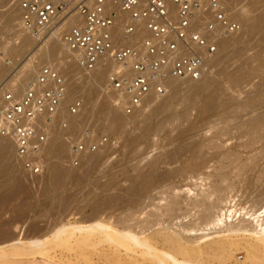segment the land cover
Returning a JSON list of instances; mask_svg holds the SVG:
<instances>
[{
  "label": "bare ground",
  "instance_id": "6f19581e",
  "mask_svg": "<svg viewBox=\"0 0 264 264\" xmlns=\"http://www.w3.org/2000/svg\"><path fill=\"white\" fill-rule=\"evenodd\" d=\"M223 1L231 6L229 12H231L233 19L241 24L242 29L240 32L233 35L219 37L217 52L204 58V72L199 80H193L191 78H167L164 82V86L166 87V93L171 94L162 99L160 105L155 107L154 110H152V113H148V116H144L141 122L136 121V114H142L145 112L149 107L148 105L151 103L153 104L154 100L158 99V96H160L156 94L154 89H152L147 95L143 107L131 115L125 114L120 107H112L109 105L105 108L100 102H94V105L90 109L87 107L88 104L93 101L92 94L96 92L94 84H97L99 86L98 89L101 88L102 91L103 88L105 89L108 96H105L106 104H109L110 101L113 104V102L118 100L117 93L108 90L109 72L116 70L118 65L110 58L103 57L93 71H86L80 66L79 54L69 50L64 43L63 35L73 27L83 26V16L77 14L75 11L67 12V19L64 24L62 25L60 23L61 26L58 24L55 31L49 32L42 37L33 36L31 33L25 31L26 35L23 43L20 44L21 47L26 44L34 43H39L41 46L35 51V54L32 56L33 58H30L31 60L28 59L29 61L22 66L20 71L11 78L5 88L0 91V98H3V105L6 96V93L4 95L3 91L8 88L10 89L9 93H13L17 97L22 96L30 88V85L28 86V84L33 82V76L37 73L38 68L42 64L49 65L50 68L56 70L61 75L63 74L62 76L67 79V92L51 122H47L45 117H39L38 119L39 129L47 135L45 144L39 148L38 152L39 156L45 161V170L41 177H34L30 180L28 173L24 170L21 161L16 155L14 141L10 137H3L0 135V208L6 203H9L13 198L25 193L26 180L30 185H34L36 182L38 183L36 185V187L39 186L37 190L38 197L43 198L44 201H49L51 199L55 200L59 203V206L61 205L62 209L65 210H0V264H38V260H41L40 263L42 264H216V261L219 262V264H228V261H231L230 259L234 256V252H238L240 249H243L246 253V260L245 262L242 261V264H264V208H261L254 213L252 212L253 214H251L249 219L255 223V226L251 229L238 223L237 225H233L230 230L225 231L223 226L224 221L221 218L223 217V215H221L223 210H219L220 212L218 215L213 217L215 210L225 201L224 197L226 190L220 186L221 184L215 185L207 192L203 191L204 193L200 194L197 198L195 197L196 199L189 203L195 209H203L201 220L207 224V226L219 229L218 233L214 232L218 236H216V238L212 236L213 238L210 237L211 239L204 236L203 238H199L198 235L200 234L197 235L198 238H187L188 236L183 238V236H179L170 231V228H168V230L165 228H155L156 225H160V214H151L143 220H140L141 218L139 220L134 218V213L130 218L127 216L122 219H116L115 216L117 212H120L121 214L127 212V210H115L118 208L116 207L117 205L121 203L125 204V199H123L122 196H107L108 199H106V203H102L105 207H115L114 210L102 209L103 206L96 202V200L92 208L93 210H90L89 214H87L85 210H79L77 214L75 213L79 218L71 222L66 219V216L72 211L67 209L72 206L74 197L71 194L62 199L59 197V192L63 189L62 186L64 183L72 180H74V182L76 181L78 184L83 183L88 177L92 165L96 164L93 160L98 157L96 154H92L87 159V168H85V166L82 170H79V173L77 172L78 170H74L69 166L66 167L62 163L64 162L63 159L66 157V153H68V145L66 144L67 139H65V137L67 135L69 136L72 132L74 133V131L81 125L80 122L83 119L86 121L87 116L88 118L90 117L93 119V123L97 124V122H100L102 126L99 125V127L104 128V132L109 135L123 136L127 134V130L132 124L133 128H136L139 132L135 129L138 134L134 135L136 133L135 131L134 134L129 135H134L133 137L125 135V137H127L125 139V145L129 146L133 142L145 140L150 134H152V132L159 131L164 124H170L175 120L179 121L178 124H180V121L183 122L185 118H189L187 117L189 116L188 110L195 106L197 99L200 97L206 98V108L211 110L216 107L215 85L222 77L228 76L233 78L234 81H239L241 78L254 76L260 68L263 70L264 65H262V63H264V49L262 47L256 51L252 58H248L247 64H251L248 67L245 64L246 67L244 65H239L235 70L229 71L228 69L231 67L228 68V65L231 63L229 62L231 58H237L244 53L245 40H253L257 35L262 33L263 35H261V37L263 36L262 39L264 41V0ZM10 2L14 3L10 4ZM94 2L95 0H91V4H94ZM8 4H10V10H13L10 11L9 8L6 9L10 11H6V13L8 12V15L6 16L2 13L0 14V17L4 15L6 18L5 24H3V29H7L9 35L10 33L18 34V31L20 33V27L18 26V23H20V8L18 7L19 0H0L1 7L4 8V6L6 7ZM11 5L14 7H11ZM170 8L172 16H175L177 13V7L170 5ZM106 9L107 12H118L119 14L118 17L120 20L117 21V24L112 31L114 43L116 45L132 46L142 37L149 36V33L144 31L142 27L137 28L136 32L130 36L125 35L124 26L120 21H126L129 16L128 14L120 13L118 0H110L106 5ZM2 11L4 12L5 10ZM5 18L0 19L3 20ZM3 29L1 28V30ZM204 29L203 31H205ZM206 34L210 36V33L206 32ZM119 40H122L123 43ZM2 46L3 44H1V47ZM19 47H15V49H18ZM13 51L14 49H11L8 54ZM1 57L5 59L7 56L5 57L4 54V56ZM34 57H38L40 63H33ZM60 57L63 59L69 58L64 64L65 67L68 66L64 68L65 71L63 70L62 73L58 69L53 68L51 62L52 59ZM3 59L0 58V81L7 71ZM233 61H235V59ZM253 63L255 64L252 65ZM256 63L258 64L256 65ZM76 67L80 72H77L70 77L67 76V74L64 75L65 72L69 73L71 69ZM70 72H72V70ZM255 89L254 95H250L248 92L247 96L248 94L250 95L248 99L247 96H245L247 99L246 104L251 107L245 109L247 111L251 109L249 111L250 113L246 111V116L250 115L253 110L257 111L264 108V83H258ZM182 90L188 93V98L186 97L188 103H184L187 108H184V111L181 113L176 114L174 113V109L177 108L175 107V104L180 98ZM78 94H80L81 100L83 99L84 107L79 114L72 115L68 109V104L70 103H68V101L70 99H72V101L75 100L73 98ZM220 94L221 93L218 92V97ZM246 104L244 107H246ZM235 107V110H239V113L245 112L242 106L240 108L237 106ZM1 110L2 108L0 111ZM156 118L159 120L157 121ZM178 118L181 120H178ZM63 119L68 121L70 125L66 129L60 130L58 129V123L61 120L63 121ZM127 124H129V128L126 127ZM93 125L95 126V124ZM137 126H139V128ZM242 126L246 129L245 134L247 133L246 135L251 137L250 139H252L251 142L254 143L253 145L264 141V110L257 113L256 116L251 117L247 122L245 121ZM78 131L79 129L77 132ZM214 143L217 146L216 141ZM186 148L187 146L182 145L177 151L175 150L176 152L167 154L163 160V164L168 166L171 165L179 158L183 151H186ZM218 148L220 147L218 146ZM82 153L77 154L79 164ZM131 156L133 157V155ZM234 156L232 155L231 159ZM53 158H57V161L53 160ZM73 158L74 156H71V159ZM227 159L229 158L227 157ZM235 160L237 159L235 158ZM64 164L66 165V163ZM231 164L234 163L231 162ZM138 165L137 167H139ZM156 167L157 163L152 161V163L147 165V168L144 167L145 169H137L135 173L136 175L134 174L135 176L133 177V185L129 187L130 189L127 194L130 202H128V205L136 202L137 200L135 199L138 198V195L142 197L141 193L146 192L151 175L155 172ZM222 171L223 170H221V172ZM226 179L228 178L226 177ZM224 180L225 176H223V181ZM111 182H113V180ZM106 185L108 186L109 184ZM102 186L104 187V184ZM103 187L100 190H104ZM174 203H172V205H176ZM122 205L119 207H125ZM128 205L126 204V206ZM57 209H59V207ZM166 211L167 215L170 216L174 211V206L168 207V210ZM40 223H44V225L41 226ZM26 224L27 226H25ZM186 232L191 234L195 231L192 229L190 231L188 228ZM212 234L213 233H211V235ZM160 246L163 247L164 252L159 249ZM235 257L236 256H234V258ZM238 261L241 262L239 259ZM233 262H235V260Z\"/></svg>",
  "mask_w": 264,
  "mask_h": 264
},
{
  "label": "rangeland",
  "instance_id": "374dc122",
  "mask_svg": "<svg viewBox=\"0 0 264 264\" xmlns=\"http://www.w3.org/2000/svg\"><path fill=\"white\" fill-rule=\"evenodd\" d=\"M13 3L14 2H10V4ZM10 4L6 5V7L4 6L5 9L0 6L1 9L0 14L2 13L5 16L8 15V12L13 10V9L10 10L9 8ZM11 7L14 6L11 5ZM8 8L10 11L6 10ZM2 10L5 11L3 12ZM6 11L8 12L6 13ZM4 15L3 16L1 15L2 17L0 18L1 19L5 18ZM1 19H0V27L3 29L4 28L3 24H5L6 18L3 20ZM18 26L20 27L19 29L20 33L18 31V34L10 33V35L7 32V29L1 30L0 28L1 33L5 32L3 34L0 33V39H1L0 58L3 59V57L1 56H4V54L5 57L7 56L5 59H3L4 60L3 63L6 66L5 69L7 71L5 72L2 80L0 81V91L3 88H5L8 81L20 71L22 66L29 61L28 59L33 58L32 56L35 54V51L41 46V44L39 43L38 44L34 43V44H26L21 47L20 44L23 43L26 32L22 28L20 23H18ZM261 35L263 34L260 33L253 40H245L244 53L237 58H231L229 60V62L232 63L231 64L228 62L229 63L228 68L231 67L228 69L229 71L235 70L237 66L239 67V65L245 64L247 65V67L251 65V64H247L248 58H252L256 53V51L258 49H261V47L264 49V41L262 39L263 36L261 37ZM259 37L262 39V41ZM1 44H3L2 47ZM15 47L16 48L19 47V48L15 49ZM11 49H14V51L8 54V52ZM68 59L69 58L63 59L62 57L54 58L51 60L52 67L58 69L62 73L63 70L65 71L64 68L68 66L67 65L65 67L64 65L66 61H68ZM234 59L235 61H233ZM39 60L40 59L38 57H34L33 63L38 64L40 63ZM254 64L255 63H253L252 65ZM257 64L258 63H256V65ZM262 65H264V63H262ZM42 66H47V65L42 64L38 68L37 73L34 74L33 78L38 74ZM71 70L72 72H70ZM71 70L69 71V73L65 72L64 75L67 74V76L70 77L75 73L80 72V70L77 67ZM261 70L262 68H260V70L254 76L241 78V80L239 79V81H234L233 78L228 76L222 77L215 85L216 107H214L211 110L206 108L205 107L206 98L200 97L197 99L195 106H193L188 110L189 116L187 117L189 118L187 119L185 118V120L182 119L184 121L183 122L180 121V124H178L179 121L177 120L175 121L173 120L174 122L170 121L172 123L168 122L170 124H164L159 131H156L157 133L152 132V134H150V136H148L145 140L133 142L129 146L125 145L126 144L125 139L127 138L125 137V135L129 136L130 134H134V132L137 130L136 128H135L136 130L133 128V125L131 123H129L131 124L130 128H129V124H127L126 127H128L129 129H131L132 127V129L127 130L129 133L126 131L127 134L123 136L120 135L123 137L122 138L118 135L115 136L112 134L110 135L106 134L104 132V128L99 127V125L102 126L100 122H97V124L93 123V119H91L90 117L89 119L88 116L86 121L85 119H83L82 120L83 123L81 121L80 122L81 125L79 126L81 130L78 127L74 131V133L72 132L70 133L69 136L67 135L68 137L67 136L65 137L67 141L66 140L64 141H66V144L68 145V153H66L65 155L66 157H64L63 159L64 162L62 163L66 167L69 166L74 170H78L77 172L79 173L80 172L79 170H82L86 166L87 159L92 154L93 155L96 154L98 155V157H96L97 161L96 158L93 159L96 164L92 165L88 174L89 178L87 177L83 183L78 184L76 183V181L74 182V180H72L70 182L63 184L62 186L63 189H61V191L59 192L60 193L59 197L62 199L64 197L66 198L70 196L71 194L74 197L73 199L75 200V201L73 200L72 206H70L67 209L72 211L70 212L69 215L66 216V219L73 222L74 220L79 218V216L76 215L79 212V210H85V212L89 214L90 210H93L92 208L96 200H97L96 202H98L101 206H103V204L106 203V199H108L107 196L108 197L122 196V198L125 199L124 202L125 204L121 203L117 205L116 207L118 208L116 209L115 207L111 208L107 206L106 207L103 206L102 209L127 210V212L123 214L117 212L115 216L116 219L119 218L122 219L123 217L125 218L127 216L128 218H130V216L133 213H134L133 214L134 218L138 220L140 218H141L140 220L146 219L151 214H157V215L160 214L159 215L160 225L159 226L156 225L155 228H165L167 230L168 228H170V231H172L175 234H178L179 236H183V238L186 236H188L187 238L189 237L203 238V236L207 238L210 237L216 238V236L218 235L215 233H218L219 229L218 228L214 229L211 226H207V224H205L201 220L203 209L200 210L198 208L195 209L189 203H191L192 200L196 199L200 194L209 191V189H211L215 185L221 184L220 186H222L226 190L224 197L225 203L223 202L220 205V207L215 210L213 217L218 215V213L220 212L219 210L221 211L223 210V212L221 213L223 217L221 218L224 221L223 226L225 231L230 230V228L233 225H237L238 223H241V225L244 227H248V229H251L253 226H255V223L252 222L251 219H249V217L254 212L260 210L261 208H264V141L258 142L257 144L253 145L254 143L251 142L252 140L250 139L251 137L249 135H246L247 133L245 134L246 129L242 125L245 123V121L247 122L251 117L256 116L257 113L264 110V108H261L260 110L257 111L253 110L251 111L250 115L246 116L247 110L245 109L251 108L246 104L247 103L246 100L250 95L255 94L254 90H256L255 87L256 85H258V83L260 84L264 83V68L262 71ZM29 85L30 84H28V86ZM98 87L99 86L97 84H94V88H96V92L92 94L93 101L89 103L87 107L90 109L94 105V102L102 103L105 108H107L109 105L113 107L114 105L112 104L111 101L109 104L105 103L106 102L105 96H107L105 89L103 88L102 91V89L101 88L98 89ZM252 90L254 93L252 92ZM183 91L184 90H182L180 94V98H179L180 101L179 99L177 101L179 105L177 103L175 104L176 106L174 105L175 107H177L176 109H174V113L176 114L181 113L182 111H184V108H187L186 104L188 103L187 102L188 93ZM3 92L4 95L5 93L8 94L10 92V89L6 88L5 91ZM218 92L221 93L220 94L221 96L219 95V97L217 95ZM248 92L250 95L248 94L247 96ZM80 94L75 95L73 99L75 100L81 99ZM170 94L171 93H166L163 94L162 96H158V99H155L156 101L154 100L153 104L151 103L150 105H148L149 107L147 106L148 109L145 110V112H143L142 114H136L137 116L136 121L141 122L144 116L146 115L148 116V113L149 114L152 113V110H154L155 107H158L160 105L161 100L166 98ZM245 96H247V99ZM70 100L68 101V103L70 102L68 106H70V104L74 101V100L72 101V99ZM0 103H1L0 104V109H1L3 107L2 106L3 98L2 99L0 98ZM245 104L247 108L244 107ZM235 106L239 108L242 106L245 112H242L243 114L239 113L238 112L239 110H235L236 109ZM250 110H248L247 112L250 113L249 112ZM179 119L180 118H178V120ZM156 120L158 121L159 119L156 118ZM93 124H95V126ZM69 125H70L69 122L63 119V121L61 120L58 123V129L60 130L66 129ZM137 127L139 128V126ZM78 129L79 131L77 132ZM137 131L139 132V130ZM137 131L134 135L138 134ZM134 135L129 137H133ZM85 137H89V140L85 141L87 146L92 142H97L99 144L100 143L99 141H102L101 138L103 137L107 139V142H103L102 146L99 145L98 150L101 149L100 150L101 152L98 150L89 151V149H86V151H84L81 154L82 156L80 159V164L78 166H74L71 159L72 154L70 147H72V145H74L76 142H78L79 140ZM215 141L217 146L214 143ZM182 145L187 146L186 151H183L181 153L179 158L172 163L173 165L171 164L173 167L171 165L169 166L164 165L163 160L165 159L166 155L172 152H176L178 148ZM218 146L220 148H218ZM231 154L233 156L235 155L236 157L234 156L231 159L232 156ZM131 155H133V157ZM227 157L229 159H227ZM235 158L237 160H235ZM53 160L57 161V158H53ZM152 161L157 163V167L155 172H153V174L151 175L146 192L141 193L142 197L138 195V198L135 199L137 201L128 205L129 199L127 197L128 196L127 194L130 189L129 187L133 185L134 182L133 177L136 175L135 173L137 169H141V168L145 169L144 167L147 168V165L152 163ZM235 161H238L239 164L238 162ZM231 162L234 164H231ZM64 163H66V165ZM137 165L141 167L139 168L137 167ZM85 168H87V166ZM221 170L223 171L221 172ZM223 176H225V180L228 183L225 180L223 181ZM226 177L228 179H226ZM112 180L113 182H111ZM220 181L221 182L223 181L224 183L223 182L221 183ZM25 184H26L25 193L16 198H13L9 203L3 205L0 208V210H61L62 209L61 205L59 206V203L57 201L52 199L49 201L48 200L44 201L43 198L38 197L37 190L39 186L36 187V185L38 184L37 182L34 185H30L29 182L25 180ZM103 184L104 187L102 186ZM106 184L109 185L107 186ZM102 187L104 190L107 189L108 190L107 191L100 190ZM33 188L35 189L37 188L36 191ZM33 191L36 192L37 194L34 193ZM121 192L123 193V195ZM40 199L43 201H41ZM43 202H45L46 204ZM172 203L176 205H172ZM48 204H50L51 206ZM126 204L128 206H126ZM120 205L125 207H119ZM170 206H174V211H173L174 214L172 213L169 216L167 215L166 210H168V207ZM58 207L59 209H57ZM40 225L43 226L44 223H40ZM25 226H27V224ZM188 228L190 231L192 229L195 232H192L191 234L186 232ZM211 233L213 234L211 235ZM198 234H200L201 236ZM159 249H161V251L164 252L162 246H160ZM244 253L245 251L243 249L238 250V252L235 251L233 255L236 257L235 258L234 256L232 257L235 260V262H233L234 260L231 258L230 260L232 262L228 261V264H234V263L242 264L243 262H245L246 253L245 254ZM238 259L241 262H239ZM40 262L41 260L37 261L38 264H42ZM215 263L219 264V262L217 261Z\"/></svg>",
  "mask_w": 264,
  "mask_h": 264
},
{
  "label": "built area",
  "instance_id": "2783aa9c",
  "mask_svg": "<svg viewBox=\"0 0 264 264\" xmlns=\"http://www.w3.org/2000/svg\"><path fill=\"white\" fill-rule=\"evenodd\" d=\"M109 1L19 0L20 24L33 36L42 37L55 31L58 24L63 25L67 12L83 16L84 25L69 29L63 35L64 43L79 54V64L86 71H93L103 57L118 65L108 75V90L117 93L113 105L127 115L143 107L152 89L157 95L165 94L164 82L169 77L199 80L204 58L217 52L219 37L242 29L229 12L231 6L223 0H118L120 13L129 16L120 21L125 35L142 27L149 36L132 46L116 45L112 31L120 19L118 12H107ZM170 5L177 7L175 16ZM66 92L67 79L49 66H42L22 96L8 93L4 98L0 134L14 141L16 155L30 180L41 177L45 170V161L38 152L47 135L39 129L38 119L45 117L51 122ZM83 107V101L76 99L68 109L77 115ZM101 139L99 144L90 143L89 151H97L107 142L105 137ZM87 140L89 137L71 147L75 166L79 165L77 154L87 149Z\"/></svg>",
  "mask_w": 264,
  "mask_h": 264
}]
</instances>
